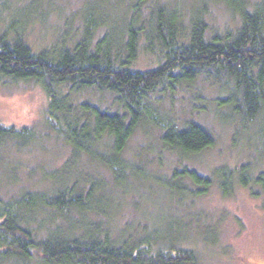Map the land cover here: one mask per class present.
Here are the masks:
<instances>
[{
	"label": "trees",
	"instance_id": "1",
	"mask_svg": "<svg viewBox=\"0 0 264 264\" xmlns=\"http://www.w3.org/2000/svg\"><path fill=\"white\" fill-rule=\"evenodd\" d=\"M145 1L134 7L136 19L119 32L89 15L82 32L71 35V29L45 47L26 33L28 21H10L0 30V85L40 84L49 97L44 125L69 149L60 166L42 171L47 190L25 189L10 198L0 194V264H199L196 253L180 245L182 238L167 237H174L170 231L157 234L145 228L134 239L122 228L114 236L105 222L110 186L95 172L104 169L112 184L127 189L131 175L144 170L125 157L126 150L136 133L149 126L160 131L165 148L188 160L214 147L213 134L202 124H180L163 110L167 95L181 90L191 96L199 80L226 86V98L216 100L218 109H229L246 126L264 121V0L252 8L244 0H219L240 14V23L213 35L202 11L192 16L188 30L178 12L164 8L141 22ZM103 25L108 31L97 37ZM142 49L156 54L152 63L139 60ZM85 91L114 96L117 109L80 101ZM47 135L32 126L0 122V150L12 145L17 154L42 145ZM85 160L87 166L81 164ZM216 170L212 178L185 165L173 175L198 188L188 191L196 197L215 182L224 197L238 186L258 199L264 196V171L257 173L248 163Z\"/></svg>",
	"mask_w": 264,
	"mask_h": 264
},
{
	"label": "rangeland",
	"instance_id": "2",
	"mask_svg": "<svg viewBox=\"0 0 264 264\" xmlns=\"http://www.w3.org/2000/svg\"><path fill=\"white\" fill-rule=\"evenodd\" d=\"M244 1L252 8L261 0ZM140 4L141 0H0V30L10 21H28L26 33L35 45L45 47L71 33V29V35L82 32L89 15L119 32L136 19L134 7ZM158 8L178 12L186 30L192 16L202 11L211 35L232 31L240 23V14L219 0H146L141 22ZM92 10L98 12L97 16ZM106 30L107 26L100 27L97 37ZM143 50L139 60L152 63L158 49L155 55ZM222 84L199 80L191 96L180 90L163 101V110L180 124L195 120L207 128L215 138L214 147L188 160L165 148L160 131L149 126L136 133L126 150L125 157L144 170L131 175L127 189L112 184L111 175L104 169L94 171L110 186V218L105 222L111 225L114 236H120L122 228L129 229L125 236L134 239L143 236L145 228L157 234L170 231L174 237H167L182 238L180 245L192 249L199 264H264V196L258 199L238 186L231 196L224 197L215 182L208 193L196 197L188 191L198 188L173 175L185 165L212 178L218 168L245 163L257 173L264 171V121L260 118L246 126L229 109H218L216 100L227 96ZM78 99L111 111L117 109L114 96L108 93L85 91ZM48 105L49 97L35 81L0 85V122L16 128L32 126L49 134L42 145L33 144L17 154L12 145L0 150L4 158L0 163V194L6 198L25 189L47 190L49 180H41L42 174L68 158V147L58 143L44 125ZM81 164L88 165L86 160Z\"/></svg>",
	"mask_w": 264,
	"mask_h": 264
}]
</instances>
